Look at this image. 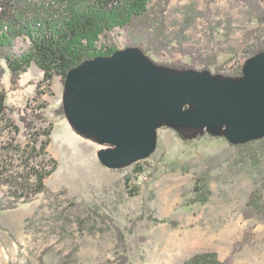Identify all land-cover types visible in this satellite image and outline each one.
<instances>
[{
    "label": "rangeland",
    "instance_id": "1",
    "mask_svg": "<svg viewBox=\"0 0 264 264\" xmlns=\"http://www.w3.org/2000/svg\"><path fill=\"white\" fill-rule=\"evenodd\" d=\"M251 2L264 10V0H166L161 6L153 0L150 19L113 30L111 39L118 50L141 48L171 69L201 70L208 60L207 70L229 76L241 70L244 50L264 40ZM27 48L25 38L14 40V54ZM1 65L5 116L19 131H1L0 171L20 170L18 155L2 147L9 139L24 145L27 124L51 128L44 158L55 170L44 180L46 191L28 199L13 193L6 172L0 176V264H183L206 252L229 264H264V189L261 207L248 206L254 180L264 173V138L239 147L224 137L188 139L162 127L147 159L110 170L97 159L100 146L68 124L59 77L43 83L31 65L11 84ZM254 151L256 166L249 158Z\"/></svg>",
    "mask_w": 264,
    "mask_h": 264
},
{
    "label": "water",
    "instance_id": "2",
    "mask_svg": "<svg viewBox=\"0 0 264 264\" xmlns=\"http://www.w3.org/2000/svg\"><path fill=\"white\" fill-rule=\"evenodd\" d=\"M63 89L68 124L100 146L97 159L110 170L147 159L162 127L188 139L224 137L234 146L264 138V51L231 77L171 69L126 47L69 70Z\"/></svg>",
    "mask_w": 264,
    "mask_h": 264
},
{
    "label": "trees",
    "instance_id": "3",
    "mask_svg": "<svg viewBox=\"0 0 264 264\" xmlns=\"http://www.w3.org/2000/svg\"><path fill=\"white\" fill-rule=\"evenodd\" d=\"M152 1L0 0V77L5 72L1 65L3 61L9 71L11 84H15L31 65L42 72L43 83L59 77L63 84L66 74L72 68L86 60L107 57L118 51L111 39L113 30L128 31L135 24L140 27V21L150 19ZM165 1L155 0V4L161 6ZM251 7L255 10V19L264 23V10L259 9L254 2H251ZM156 12H153L154 16L160 15L162 10ZM17 38H25L28 41V48L20 55L14 54L12 50L13 42ZM260 51H264V40L258 37L254 44L244 50L245 57L247 59ZM209 64L208 60H204L201 70H207ZM174 69L185 68L174 66ZM240 75L241 70L229 76ZM3 101L4 92L0 91V121L4 123L0 135L4 128H7L11 135H16L19 130L6 119ZM33 129V126L27 124V141L24 145L13 144L14 139H9L2 147L3 150L18 155L20 164L17 167L20 170L7 174L5 169L4 172L0 171V176L6 172L5 182L15 186L13 193L27 199L46 191L44 180L55 170L53 163L44 158L50 143L51 128ZM255 142L238 146L248 147ZM36 158L39 159L37 162ZM249 158L251 164L256 166L257 153H250ZM48 166L52 167L47 169ZM140 171L138 168L136 172ZM254 185L256 188L250 194L248 206L257 209L261 207L258 192L264 189V173L257 175ZM0 208L4 207L0 204ZM183 264L229 263L220 261L213 252H206L193 256Z\"/></svg>",
    "mask_w": 264,
    "mask_h": 264
}]
</instances>
